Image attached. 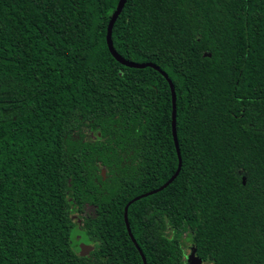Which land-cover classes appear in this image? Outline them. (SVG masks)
Instances as JSON below:
<instances>
[{
    "label": "trees",
    "instance_id": "1",
    "mask_svg": "<svg viewBox=\"0 0 264 264\" xmlns=\"http://www.w3.org/2000/svg\"><path fill=\"white\" fill-rule=\"evenodd\" d=\"M116 3L0 0V264H142L123 207L177 159ZM110 38L175 96L178 174L126 211L145 263L264 264V0H125Z\"/></svg>",
    "mask_w": 264,
    "mask_h": 264
},
{
    "label": "water",
    "instance_id": "2",
    "mask_svg": "<svg viewBox=\"0 0 264 264\" xmlns=\"http://www.w3.org/2000/svg\"><path fill=\"white\" fill-rule=\"evenodd\" d=\"M125 3V0H117V3L115 5L114 11L110 14V17L108 19L107 25H106V29H105V36H104V41H105V45L107 48V51L109 53V55L120 65L127 67V68H133V69H143V68H151L154 71L158 72L166 81L167 86L169 88V92H170V130H171V137H172V141H173V146H174V150H175V155H176V159H177V164H176V169L174 171V173L167 179L166 182H164L160 187H158L157 189L148 191L144 194H141L139 196H136L134 198H132L131 200H129L123 207V213H122V218H123V223H124V227H125V231L127 236L130 239V242L132 243V245L134 246V248L136 249L141 263L142 264H146L145 263V259L141 253V251L139 250V248L137 247L131 233L128 227V223H127V219H126V211H127V207L134 201H137L141 198L147 197L149 195L155 194L156 192L161 191L163 188H165L169 183H171L174 178L176 177V175L178 174L179 168H180V157H179V151H178V147H177V142H176V135H175V96H174V91H173V86L170 82V80L167 78V76L165 75L164 72L160 71L154 64L152 63H134V62H130L127 61L123 58H121L113 49L112 47V43H111V29L113 26V23L115 22L117 16L119 15L123 5ZM203 56H208V54H204ZM101 175L103 176V171H101ZM78 254L81 257L86 256L91 250L92 247L90 245H86L84 243H79L78 246ZM194 247L192 244H187L186 247L183 250V257L184 260L186 262V264H200V260L194 256Z\"/></svg>",
    "mask_w": 264,
    "mask_h": 264
},
{
    "label": "rangeland",
    "instance_id": "3",
    "mask_svg": "<svg viewBox=\"0 0 264 264\" xmlns=\"http://www.w3.org/2000/svg\"><path fill=\"white\" fill-rule=\"evenodd\" d=\"M103 174H104V172H103ZM88 213H89V212H88ZM77 216H78V215L73 214V215H72V219L75 221V219H76ZM79 243H81V242L78 241V243L76 244V246H78ZM185 247H186V245L184 244V246H183V250H184Z\"/></svg>",
    "mask_w": 264,
    "mask_h": 264
}]
</instances>
